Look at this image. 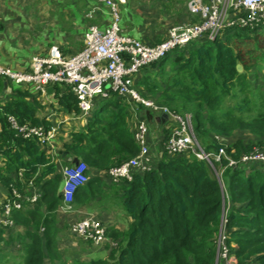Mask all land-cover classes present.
<instances>
[{"label": "trees", "instance_id": "16d2710c", "mask_svg": "<svg viewBox=\"0 0 264 264\" xmlns=\"http://www.w3.org/2000/svg\"><path fill=\"white\" fill-rule=\"evenodd\" d=\"M261 36L264 22L226 27L214 39L194 40L143 66L136 83L147 93L157 92L174 113L184 117L189 112L195 137L206 151L223 145L227 155L238 161L254 148L264 151V90L258 89L252 99L241 95L243 87L250 86L245 71L260 61L264 69V38L262 45L249 48ZM168 57L172 67L163 71ZM237 64L243 71H237ZM48 89L55 101L47 107L51 105L57 115L79 113L68 84L52 83ZM40 99L28 88L13 85L8 99L0 103V186L7 196L14 189L21 196H29L34 188L39 191L34 202L23 198L21 208L11 210V226L0 225V264H215L217 258V264H223L218 254L222 217L223 243L235 263L264 264V165L226 166L222 159L221 165L214 164L222 169L221 187L213 166L205 160L189 152L161 151L149 169L135 171L130 180L112 182L103 172L139 150L134 134L137 117L131 119L130 105L114 92L95 98L82 127L61 141L62 153L87 166L88 179L74 190L70 206L78 210L101 204L105 180L119 190L130 222L125 231L106 228L105 256L64 259L58 240L68 226L69 214L63 218L59 214L65 204L61 169L50 155L52 148L23 136L7 119L12 115L18 125L50 129L53 121L42 114ZM233 99L234 104L225 105ZM141 115L147 119L145 113ZM246 127L257 136L256 141H224L237 128ZM167 135L164 128L161 148ZM14 239L19 241V259L9 249L16 244Z\"/></svg>", "mask_w": 264, "mask_h": 264}, {"label": "built area", "instance_id": "2783aa9c", "mask_svg": "<svg viewBox=\"0 0 264 264\" xmlns=\"http://www.w3.org/2000/svg\"><path fill=\"white\" fill-rule=\"evenodd\" d=\"M114 9L116 1L105 0ZM191 13L196 14L199 22H184L171 26L163 39L158 42H146L137 37L123 33L117 23L104 27L90 26L84 33L83 47L76 53L65 52L59 45H51L47 50L33 55L30 60L19 68L0 63V79L16 86H33L40 98L46 100L47 87L52 83H65L71 87L77 99L79 118L87 116L94 106L96 97H108L111 92L122 97L130 105V109L143 107V114L148 110L163 117L166 122L168 135L162 141L161 151L168 154L180 152L192 153L197 159L205 160L214 168L220 178L221 165L225 159L226 166H236L238 163H261L264 165V151L254 148L244 153L239 160L227 155L224 146L217 151H206L188 127L187 116H180L169 110L165 105L156 104L142 96L132 86V79L143 67L163 58L169 52L184 47L188 43L205 37L214 39L220 31L230 26H247L264 22V0H190L188 3ZM74 115V114H72ZM7 119L25 137H35L41 144L52 147V138L56 129H44L43 126L25 123L18 125L12 115ZM145 119L137 118L135 139L138 143V153L123 162L110 166L103 172L108 180L118 182L130 180L135 171H145L151 167L150 146L147 140L148 130ZM158 152V154H159ZM218 168V169H217ZM87 166L74 159L61 168L62 183L60 191L64 196L63 211H70V202L74 190L88 179ZM21 175V173L19 172ZM31 183V182H30ZM39 197V191L33 189L29 196H21L17 190H12L11 196L0 201V225L11 226L13 221L10 212L13 208H21L22 199L34 202ZM224 217L218 237V254L223 264H236L233 255L229 254L223 243L222 233ZM72 233L90 239L92 242L106 240V227L89 217L80 218L70 224Z\"/></svg>", "mask_w": 264, "mask_h": 264}, {"label": "rangeland", "instance_id": "374dc122", "mask_svg": "<svg viewBox=\"0 0 264 264\" xmlns=\"http://www.w3.org/2000/svg\"><path fill=\"white\" fill-rule=\"evenodd\" d=\"M189 1L190 0H123V2L116 1L113 9L105 0H0V60L2 58L10 65L16 64L14 67H21V65L28 62L33 55L47 50L54 44L61 46L64 50L68 48L69 51H71L69 53L73 54L83 47L84 33L90 26H98L99 29L102 30L104 27L114 22L117 23L123 33L135 35L141 39L144 38V34L147 37H154L157 34L164 35L166 28L172 23L186 19L188 20L186 22L200 21L196 14L190 12L188 6ZM201 1L202 3L209 2V0ZM187 15H189V17ZM192 15L194 17L190 19ZM161 37L163 38V36ZM263 38L264 37L261 36L258 38L257 42H250L249 48H251V46L253 47V45H262ZM75 46L77 48H75ZM174 51H176V49L171 53ZM170 61L171 58L168 57L163 71L172 67L169 65ZM241 71L243 70L241 69ZM140 72L132 79V86L142 95L141 90H143V85L136 83L138 77L143 75V73ZM245 73L250 86L249 88L244 86V90H242L243 94L241 92V95L244 99H252L254 97L253 93L258 89L264 90V69L262 62L260 61L257 66L245 71ZM6 82L8 89L14 85L8 81ZM157 82L164 85L162 79H159ZM241 85L243 86L242 83ZM145 93L147 99L149 98V100H153L154 103L163 105V101L157 92ZM154 98L158 99L160 102L155 101ZM41 100V105L44 108L42 112H48V110H45L48 104L47 99L43 100L41 98ZM124 102H126V100H124ZM234 102L235 99L225 103V105H232ZM250 110L253 111L254 107L252 106ZM136 111L135 109L132 110L133 115L131 119H136L139 114L143 113V109H140V111L138 110L139 114ZM149 115L156 118L160 117V115L150 111ZM186 116L189 130L195 135L190 113H186ZM72 117L74 118L66 121V123L58 129L60 132L58 137H60L64 131L70 133L71 130L80 129L82 127V125H79V122L83 119L77 118L75 114L72 115ZM160 119L163 120V117ZM145 121L149 139L151 138L149 146L150 156L153 160L158 156V152L161 148L159 141L163 129L166 128L167 124L164 122L161 128L151 127V123L147 122L146 118ZM152 126L155 125L152 124ZM129 127H133L132 120L129 122ZM235 138H241L244 142L257 140V136L251 132L248 127L237 128L233 132V135L224 141L228 143ZM68 156L70 157V155ZM77 160H79V158ZM108 183L109 182H105L104 180L103 187L106 188V192L104 196L100 197V199L98 198L103 204L99 205L100 207H97V203L91 205V208L88 207L87 209V214L78 210L77 212L79 213L75 220H73L74 212L77 210L75 207L71 206L70 211L67 212L60 209L59 214L61 218L65 217V213L71 215V220H68V226H66V228L63 227V232H61L58 240V246L64 259L72 261V258L78 257L82 260H86L92 257V251H88L90 248L95 249L97 247L98 249L105 245L103 240L92 242L90 239H85V237L83 238L70 231V224L80 218L89 217L95 219L106 228L111 224L114 226L117 222H114L115 218H118L120 220H118L119 223L123 221V224L120 223L121 225H119L120 229L122 231L127 229L130 221L121 198H119V190L114 189L110 184L107 185ZM121 213L123 217L122 215L118 217L117 214ZM110 220L113 221L110 222ZM14 240L16 244L12 247L9 246V249L11 254L14 255L16 259H19V253L21 252L19 241L16 239ZM217 260L218 258L215 259V264H217Z\"/></svg>", "mask_w": 264, "mask_h": 264}, {"label": "crops", "instance_id": "0c3cea01", "mask_svg": "<svg viewBox=\"0 0 264 264\" xmlns=\"http://www.w3.org/2000/svg\"><path fill=\"white\" fill-rule=\"evenodd\" d=\"M188 17H189V15H187ZM193 15L191 16V18L190 19H193ZM186 21H188L187 19L186 20H183V21H179V22H176V23H172V24H170L167 28H166V31H165V33H164V35H162V34H157L156 36H154V37H150V36H146L145 34H144V38L143 39H141L140 37H137V36H135V35H131V36H134V37H137V38H139V39H141V40H144V41H146V42H158V41H160L161 39H163L164 37H165V35L167 34V31H168V29L171 27V26H174V25H178V24H181V23H184V22H186ZM161 36H163V38L161 37ZM72 43V42H71ZM72 45V44H71ZM64 47H66V46H64ZM75 48H77L76 46H75ZM68 48H65V50H67ZM68 52H71V51H69V49L67 50ZM2 63H4V65H9V66H11V67H13V68H19V67H14L15 65H10L9 63H7L5 60H3L2 58H1V60H0ZM0 62V63H1ZM1 63V64H2ZM27 63V62H26ZM26 63H23L21 66H23L24 64H26ZM135 78V76L133 77V79ZM1 84H2V86H1ZM0 103H2V102H5L7 99H8V96H9V94H10V88L8 89L7 88V82L5 81V80H3V79H1L0 80ZM21 87H25V88H28L30 91H32L36 96H38L37 95V93L35 92V90H34V88H33V86H27V85H25V86H21ZM47 95H48V97H47V101H48V104H50V103H54V97H53V94H52V91H50V89H48L47 90ZM41 100V99H40ZM42 101V100H41ZM45 110H48V112H44V113H42L43 115H45L46 116V118H48L49 120H51V121H53V126H52V128H55L56 129V132H55V135H54V137L52 138V151H51V153H50V155L52 156V158L54 159V162L59 166V169H61L64 165H66L67 163H68V161H71V160H73V159H76V157H74V156H71V157H69L68 156V153H66V154H63L62 153V140H64L65 138H67V137H69V132L67 133L66 131H64V133H62V135L60 136V137H58V135H60V132L58 131V129H60L62 126H63V124H65L66 123V121H68L69 119H73L74 117H72V115H69V114H65V115H57V110L56 109H54V108H52L51 107V105H49L48 107H46L45 108ZM145 114H146V112H145ZM146 116H147V122H150L151 123V127H160L161 128V125H163V120L162 119H160V118H156V117H152V115H147L146 114ZM77 118H79V117H77ZM153 118V119H152ZM80 119V118H79ZM83 119V118H82ZM164 119V118H163ZM80 124V126L84 123V121L83 120H81L80 122H79ZM70 124V123H69ZM152 124L153 125H155V126H152ZM61 125V126H60ZM78 127V126H77ZM149 131H150V129H149ZM58 134V135H57ZM151 136V135H150ZM147 140H148V143H149V141H151V138L149 139V135H148V138H147ZM7 196V191L4 189V188H2L1 186H0V199L1 198H4V197H6ZM99 205H103L102 204V202H101V204H97V207H100ZM88 209V208H87ZM87 209H78V210H80L82 213H85V214H87ZM78 210H76V212H74V218H73V220H75L76 219V216H77V214L79 213V212H77ZM84 214V215H85ZM120 215H122V217H123V214L121 213V214H117V216L119 217ZM128 218H129V216H128ZM68 219L69 220H71V215H69L68 216ZM107 219V218H106ZM119 219L118 218H115V221L114 222H116V224L113 226L112 224L111 225H109V226H113V227H116V228H119L120 229V227H119V225H121L120 223H122L123 224V221H121L120 223H119V221H118ZM113 220H110V222H112ZM129 221H130V218H129ZM119 223V224H118ZM118 226V227H117ZM106 244V243H105ZM107 247H106V245H104V246H102V248H98L97 249V247L94 249V248H90L88 251H92L91 252V256H105L106 254H107Z\"/></svg>", "mask_w": 264, "mask_h": 264}, {"label": "water", "instance_id": "95a60500", "mask_svg": "<svg viewBox=\"0 0 264 264\" xmlns=\"http://www.w3.org/2000/svg\"><path fill=\"white\" fill-rule=\"evenodd\" d=\"M236 69H237V71H241L242 66L240 64H237L236 65ZM146 114L149 115V111L148 110L146 111Z\"/></svg>", "mask_w": 264, "mask_h": 264}]
</instances>
